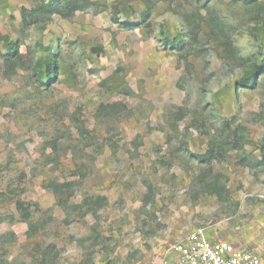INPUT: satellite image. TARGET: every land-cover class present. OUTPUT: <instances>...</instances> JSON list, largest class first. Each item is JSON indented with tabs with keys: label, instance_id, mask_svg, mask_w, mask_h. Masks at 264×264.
Listing matches in <instances>:
<instances>
[{
	"label": "rangeland",
	"instance_id": "rangeland-1",
	"mask_svg": "<svg viewBox=\"0 0 264 264\" xmlns=\"http://www.w3.org/2000/svg\"><path fill=\"white\" fill-rule=\"evenodd\" d=\"M263 62L264 0H0V264H174L197 229L264 264Z\"/></svg>",
	"mask_w": 264,
	"mask_h": 264
},
{
	"label": "built area",
	"instance_id": "built-area-1",
	"mask_svg": "<svg viewBox=\"0 0 264 264\" xmlns=\"http://www.w3.org/2000/svg\"><path fill=\"white\" fill-rule=\"evenodd\" d=\"M174 264H262L252 251L236 248L229 242L214 241L197 229L173 247Z\"/></svg>",
	"mask_w": 264,
	"mask_h": 264
},
{
	"label": "trees",
	"instance_id": "trees-1",
	"mask_svg": "<svg viewBox=\"0 0 264 264\" xmlns=\"http://www.w3.org/2000/svg\"><path fill=\"white\" fill-rule=\"evenodd\" d=\"M179 43L180 41H173V43ZM44 65H46L47 67V76L48 78H52L53 77V64L54 61L52 60L51 55L47 56L46 59H44ZM264 63V62H263ZM262 68V67H261ZM260 67H255L252 71H250L247 75H245V77L243 78V80L241 81L242 87L244 88H248V87H252L256 81V74L258 72L259 69H261ZM213 154V151H211L209 153V156L211 157Z\"/></svg>",
	"mask_w": 264,
	"mask_h": 264
}]
</instances>
